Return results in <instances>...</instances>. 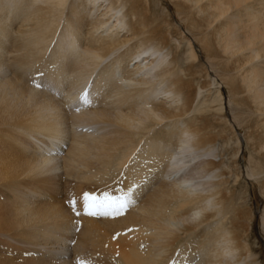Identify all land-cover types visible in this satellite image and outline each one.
<instances>
[{"label": "bare ground", "instance_id": "obj_1", "mask_svg": "<svg viewBox=\"0 0 264 264\" xmlns=\"http://www.w3.org/2000/svg\"><path fill=\"white\" fill-rule=\"evenodd\" d=\"M142 1L0 0V264H255L206 78L264 196V0H163L178 39ZM129 187L124 214L84 211Z\"/></svg>", "mask_w": 264, "mask_h": 264}, {"label": "rangeland", "instance_id": "obj_2", "mask_svg": "<svg viewBox=\"0 0 264 264\" xmlns=\"http://www.w3.org/2000/svg\"><path fill=\"white\" fill-rule=\"evenodd\" d=\"M141 3L144 5V0ZM150 4H152V12H156L155 14L158 15L157 17L168 19L171 21V25L168 27V29L170 30L172 35L176 39H178L180 37V33L177 29L178 18L175 9H173V7L171 8L168 2L163 0H150ZM183 31L187 34L185 28ZM184 48L185 45L181 48V53H184ZM195 48L199 56L198 59L200 60V62L204 63V61L206 60L204 51L201 50L198 46H195ZM200 78L201 80H203L206 77L201 76ZM206 79H209L211 82H213L212 87H214V92L215 90H219L220 94L222 93V96L220 97L223 98L222 104H220L219 101L215 102V115L213 117L214 120L210 119L214 126V132L216 133L214 146H216L215 152L217 154V157H215V160H221V162L224 163L222 169H220L222 172H225L222 177L225 176V178L229 180L230 188H237V195L242 194L243 198H245V205L248 209H251L253 211V219L248 230V241L251 245L253 253L255 255L257 254L255 256L257 257L255 259V264H264V227L261 224L260 218L262 211L264 210V196L260 192L258 183L255 180L251 179L246 172L251 149L248 146L247 141L244 139L242 128H238L237 123L234 122L233 117H231L233 116V114L231 112V107L227 101L228 88L226 84L224 86H221L219 83V79L215 75V72H212L211 70L209 72V76ZM214 97L216 98V92L214 93ZM233 124H236V127L232 128ZM252 142H254V140ZM92 185L93 183L87 185V187H91ZM7 198L8 197L6 195L1 194L0 201H2L3 203L4 201H7ZM60 198H63V196H60ZM255 199L260 200V202L257 203ZM97 216L98 215L94 217L98 218ZM0 243L4 246L8 245L6 241L0 240ZM31 255L32 254L23 252L20 255H13V257L16 256L20 258L16 259L24 261V259H28V257H31Z\"/></svg>", "mask_w": 264, "mask_h": 264}, {"label": "snow or ice", "instance_id": "obj_3", "mask_svg": "<svg viewBox=\"0 0 264 264\" xmlns=\"http://www.w3.org/2000/svg\"><path fill=\"white\" fill-rule=\"evenodd\" d=\"M82 99H87V93H82ZM48 155H52V151H47ZM132 187L120 196H110L105 194L103 198H97L92 194L85 193L84 195V211L88 215L96 216H119L124 214L128 209L131 201ZM75 203V202H73Z\"/></svg>", "mask_w": 264, "mask_h": 264}]
</instances>
